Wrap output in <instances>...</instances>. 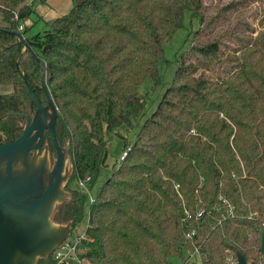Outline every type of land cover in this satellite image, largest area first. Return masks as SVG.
<instances>
[{"label": "trees", "instance_id": "obj_1", "mask_svg": "<svg viewBox=\"0 0 264 264\" xmlns=\"http://www.w3.org/2000/svg\"><path fill=\"white\" fill-rule=\"evenodd\" d=\"M245 2L73 0L67 14L28 36L31 0H0V144L33 116L29 87L47 103L44 75L58 108L57 140L69 145L74 168L72 199L54 220L71 230L88 200L72 182L107 164L106 133L132 127L143 112L140 87L148 77L160 83L164 42L187 10L199 20L157 109L133 142L125 139L130 150L90 205L84 242L92 264H171L197 251L201 264H229L238 251L262 264L264 30L251 36ZM45 143L56 154L49 130Z\"/></svg>", "mask_w": 264, "mask_h": 264}, {"label": "water", "instance_id": "obj_2", "mask_svg": "<svg viewBox=\"0 0 264 264\" xmlns=\"http://www.w3.org/2000/svg\"><path fill=\"white\" fill-rule=\"evenodd\" d=\"M16 34L25 42L20 32ZM42 87L47 103L40 102L29 87L37 106L33 116L27 117L18 138L0 144V264H38L71 231L70 222H56L53 215L57 204L72 199L71 192L65 190L73 174L72 156L69 145L61 146L57 140L58 108L44 75ZM48 130L56 148L54 162L45 143ZM260 233L264 264V229ZM237 264L256 262L238 251Z\"/></svg>", "mask_w": 264, "mask_h": 264}, {"label": "rangeland", "instance_id": "obj_3", "mask_svg": "<svg viewBox=\"0 0 264 264\" xmlns=\"http://www.w3.org/2000/svg\"><path fill=\"white\" fill-rule=\"evenodd\" d=\"M229 1L230 0H206L208 4L212 5V8H214L216 4L226 5ZM31 2L34 6L35 13L29 20L24 22V24L28 28V36H31L38 32H44L49 28L50 23L54 19L67 14L73 7V0H31ZM245 4L246 6L242 10V17L247 20L249 27L253 29V35L251 34V30H249L248 27L246 29L245 25L240 26L239 32L243 34L244 30L246 34L256 36L260 31L264 30V0H247ZM235 14L236 13L234 11L233 18H236ZM0 25H4L1 12ZM199 26V20L193 17L191 15V12L187 10L183 21V26L178 28L164 42V55L168 61H161L159 63L160 83L155 84V80L152 77H148L140 87V93L144 96L145 100L143 112L136 118V121H133L132 127L122 125L116 128L114 131L106 133L109 150L107 164L100 169V172L95 178H92V180L88 182L89 193L88 200L86 202L85 216L82 222L71 230V235L81 234L85 231L88 223V214L91 205L90 198H95L98 190L113 171L114 166L118 165L122 160L125 139L133 142L136 139V135L138 134L142 123L157 109L164 92L166 91L169 84L173 81L176 69L179 65L178 59L180 54L189 50L191 45L192 33L196 29H198ZM5 92L6 90L0 86V93ZM49 155L51 157V161L54 162L56 154H52L49 149ZM66 158L67 165L70 166V162L68 161V152L66 154ZM69 181L65 187V190L71 192L70 188L68 187ZM71 186L73 188H79L77 181H73ZM59 205L60 204H57L55 213ZM55 213L53 215V219ZM187 261L189 262H184L180 257H173L171 259V264H201V259L198 252H190L187 257Z\"/></svg>", "mask_w": 264, "mask_h": 264}, {"label": "built area", "instance_id": "obj_4", "mask_svg": "<svg viewBox=\"0 0 264 264\" xmlns=\"http://www.w3.org/2000/svg\"><path fill=\"white\" fill-rule=\"evenodd\" d=\"M130 148L131 146H128V148L124 150L123 158L127 155ZM91 180H92L91 175L86 176L84 178H79L77 181L79 189L82 190L83 192L89 193L88 182ZM90 199L92 204L94 198L91 197ZM88 224H89V218L86 229L81 234L71 235L70 232L69 235L66 237V239L54 249V251L48 258H46V259L51 258V261H49L47 264H92L91 260L85 257V254L89 252V248H90L89 245L84 242V240L89 239L87 235ZM262 229H264V223ZM228 261L229 264H237V259L235 260L231 256L228 257Z\"/></svg>", "mask_w": 264, "mask_h": 264}, {"label": "flooded vegetation", "instance_id": "obj_5", "mask_svg": "<svg viewBox=\"0 0 264 264\" xmlns=\"http://www.w3.org/2000/svg\"><path fill=\"white\" fill-rule=\"evenodd\" d=\"M65 203V202H64ZM71 232V231H70Z\"/></svg>", "mask_w": 264, "mask_h": 264}]
</instances>
